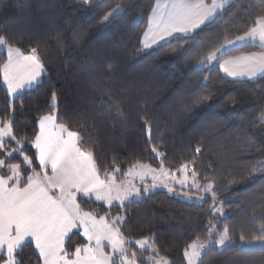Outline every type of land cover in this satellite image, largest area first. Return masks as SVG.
Masks as SVG:
<instances>
[{
  "label": "trees",
  "instance_id": "16d2710c",
  "mask_svg": "<svg viewBox=\"0 0 264 264\" xmlns=\"http://www.w3.org/2000/svg\"><path fill=\"white\" fill-rule=\"evenodd\" d=\"M155 1L0 0V35L26 54L37 48L46 68L41 84L19 99L8 95L0 72V120L14 108V135L31 141L39 131L38 116L54 112L58 123L83 134L81 143L93 151L103 178L107 172L123 180L136 161L158 168L163 161L175 170L195 159L200 184L213 182L216 202L227 211L219 229L227 228L232 242L224 248L209 246L201 255L203 264H264V245L245 247L264 225V169L256 167L264 163V123L255 122L264 112V75L232 78L219 67L225 58L264 49L249 43L213 64L200 62L253 27L264 16V0H232L183 39L178 35L146 50L142 39ZM117 5L121 10L104 20ZM6 60L0 49V65ZM53 91L55 108L50 107ZM201 97L209 99L197 102ZM118 108L123 116L117 115ZM152 146L164 155L156 156ZM15 147L7 139L8 150ZM25 151L32 155L35 149L28 144ZM21 161L16 153L10 158ZM115 166L121 171L114 172ZM78 202L97 217L124 215L127 224L120 230L129 240L153 238L158 255L134 244L130 248L138 264H150L153 256L188 264L185 248L207 238L214 219L212 197L187 201L165 189L124 208L79 196ZM79 231L66 241L69 251L87 243ZM25 256L31 257L28 264H42L34 246L25 249Z\"/></svg>",
  "mask_w": 264,
  "mask_h": 264
},
{
  "label": "snow or ice",
  "instance_id": "6c2138e0",
  "mask_svg": "<svg viewBox=\"0 0 264 264\" xmlns=\"http://www.w3.org/2000/svg\"><path fill=\"white\" fill-rule=\"evenodd\" d=\"M227 3L228 0H211V4L206 3V0H164L163 3L156 0L149 30L142 41L143 48H150L176 34H181L179 38L183 39L210 22ZM119 8L117 5L114 11ZM110 15L111 12L103 19L107 20ZM253 24L236 41H258L264 47V16L258 17ZM236 41L229 40L227 44H235ZM0 46L7 50V60L0 65L3 83L7 86L8 95L19 99L25 88L33 89L41 84V77L46 72L45 65L35 47L26 54L21 48L13 47L4 35H0ZM224 47L215 48L200 62L218 61V54ZM219 67L230 77L254 78L258 72L264 73V53L227 60L220 63ZM110 70L109 65L106 71ZM207 99L209 97H201L197 102ZM56 100L57 94L53 91L51 108H55ZM23 110L24 105L21 103L20 111ZM117 115L123 116V110L118 108ZM14 119L13 108L6 118L0 120V264H28L31 257L26 258L25 249L32 246L42 264H137V252L130 251L133 244L140 250L150 249L158 255L159 250L154 246L151 236L135 241L124 236L120 230L122 225L127 224L124 215L112 217L109 223L105 216L97 218L92 212L83 211L78 196H94L95 200L104 201L110 208L114 201H118L119 207L124 208L126 201L134 202L150 189L156 188L157 180L169 192L174 191L167 183L171 180L181 187L211 193L212 214L223 213L221 207H216L213 182L208 181L202 186L198 179L199 173L191 167L195 159L181 163L175 170L165 168L163 161L158 169L136 161L125 175L139 177L143 181L148 174H152V184L144 185L142 189L135 187L131 181L127 185L117 184L115 175L111 173L105 172L104 179L101 178L93 151L81 143L83 134L70 130L64 123H58L54 112L38 116L36 122L39 132L31 141L16 138L13 133ZM255 122L264 123V112L259 114ZM6 138L15 141L17 147L8 150ZM28 144L35 149L32 155L26 154ZM151 150L158 157L164 155L156 146H152ZM195 152L200 153L201 149L197 147ZM14 153L22 157L20 163L10 162ZM256 167L264 169V163ZM113 171L120 172L121 169L115 166ZM177 172L181 173L179 178ZM204 179L207 180V177ZM185 195L188 196L187 193ZM199 199L203 200L204 197ZM73 230L79 231L88 243L69 251L66 241L76 234ZM211 230L209 228V232ZM240 239L244 240L245 237L241 235ZM229 240L228 229L225 228L215 243L224 246ZM253 240L264 243V225H261L260 235ZM105 241L111 252L104 251ZM205 248L206 245L199 242V238L187 245L184 256L188 264H196L197 261L203 264L201 253ZM141 264L144 262L141 261ZM150 264H169V261L165 257L157 259L153 256L150 257Z\"/></svg>",
  "mask_w": 264,
  "mask_h": 264
},
{
  "label": "rangeland",
  "instance_id": "374dc122",
  "mask_svg": "<svg viewBox=\"0 0 264 264\" xmlns=\"http://www.w3.org/2000/svg\"><path fill=\"white\" fill-rule=\"evenodd\" d=\"M117 8V7H116ZM115 8V9H116ZM121 10V7L119 8V10L118 11H114V10H112L111 11V13H112V15L114 14V13H117V12H119ZM111 16V15H110ZM110 16H108V17H110ZM170 40V39H169ZM165 42V41H164ZM161 44V43H160ZM159 45V44H158ZM158 45H156V46H158ZM155 46V47H156ZM155 47H150V48H145L146 50H150V49H152V48H155ZM160 151V150H159ZM161 152V151H160ZM146 165H148V164H146ZM152 168H154V169H158V167H153V166H151ZM191 167H193V166H191ZM176 175H177V178H179L180 176H181V173H176ZM125 180H126V182L124 183L125 185H127L128 184V182L129 181H131V183H133L135 180H139V185H137V187H139V188H143V186L144 185H151L152 184V174H148L145 178H144V180L143 181H141V179L139 178V177H133V176H125ZM157 187L156 188H154V189H150V191L147 193V194H144V195H142L141 197H139V198H136V200H139V199H141L143 196H146V195H148V194H150V193H152L153 191H155V190H157V189H165V190H167V188H165V187H163L162 185H161V183H160V180H157ZM167 183L169 184V186L170 187H172L173 189H174V191H172L171 193H173V194H175V195H178L179 197H181V198H183V199H185V200H187V201H196V202H199V203H201V202H203V200L204 199H206V198H209V197H212L211 196V193H204V192H202V191H198V190H196V189H194V188H191V187H181V185L180 184H178V183H174V182H172L171 180H168L167 181ZM203 186V185H202ZM184 189V190H183ZM168 191V190H167ZM185 193H187L188 194V196H186L185 195ZM201 196H203L204 197V199L203 200H201V199H199V197H201ZM188 197H191V198H188ZM216 207H221L222 209H223V213L221 214V213H219V212H217V213H215L213 216H214V219L213 220H211L210 222H209V224H208V236H207V238H205V239H202V240H199V242H202V243H204L205 245H206V248L202 251V253L209 247V246H211V245H213V244H216L215 243V241L219 238V235L224 231V230H221V229H219V226H220V220L222 219V218H224L226 215H227V211H226V209L224 208V206H223V204L221 203V202H216ZM209 228H211L212 230H211V232H209ZM209 241H211V243L209 244ZM232 244V242L229 240V241H226V243H225V245L224 246H220V245H218V244H216L219 248H224V247H226V246H228V245H231ZM264 245V243H261V242H259V241H253V242H251V243H246L245 244V247H247V248H256V247H260V246H263ZM202 253H201V255H202ZM187 259V258H186ZM187 263H188V261H187ZM199 263V261H197L196 262V264H198Z\"/></svg>",
  "mask_w": 264,
  "mask_h": 264
},
{
  "label": "crops",
  "instance_id": "0c3cea01",
  "mask_svg": "<svg viewBox=\"0 0 264 264\" xmlns=\"http://www.w3.org/2000/svg\"><path fill=\"white\" fill-rule=\"evenodd\" d=\"M232 0H228V3L227 4H229L230 2H231ZM161 2L163 3L164 2V0H161ZM155 3H156V1H155ZM206 3H208V4H211V0H206ZM227 4H225V6L227 5ZM224 6V7H225ZM220 11H222V9L221 10H219L215 15H214V17L220 12ZM151 14H152V12H151ZM151 14H150V17H151ZM150 17H149V22H148V28H147V30H146V32H148V30H149V27H150ZM213 17V18H214ZM212 18V19H213ZM206 23H208V22H206ZM205 23V24H206ZM203 25H201V27H202ZM145 32V33H146ZM194 32V31H193ZM151 35V34H150ZM178 35H181V34H176L175 36H178ZM242 35H244V34H242ZM242 35H240V36H242ZM175 36H173V37H170V38H168L167 40H165V41H168L169 39H172V38H174ZM144 37H145V34H144V36H143V39H144ZM143 39H142V41H143ZM231 41H236V38H234V39H232ZM162 42H164V41H160L158 44H160V43H162ZM249 43H257L258 45H259V43H258V41L257 42H251V41H236V43L235 44H231V45H229V44H225V47L222 49V52L220 53V54H218L219 55V57H221V56H223L224 54H226V53H228L229 51H231V50H233V49H235V48H238V47H241V46H243V45H246V44H249ZM158 44H154V45H152L151 47H155L156 45H158ZM263 49H264V47H262ZM0 49L1 50H4V51H6V53H7V50H6V47H3V46H0ZM148 49V48H147ZM253 53H255V54H257V55H259V54H261V53H264V51H261V52H253ZM253 53H247V54H240V55H237V56H234V57H229V58H225V59H223V60H221L220 61V63H223L224 61H227V60H233L234 58H237V57H243V56H248V55H250V54H253ZM216 61H209V63H215ZM219 63V64H220ZM225 73V72H224ZM45 74V73H44ZM44 74L42 75V77L44 76ZM226 74V73H225ZM227 75V74H226ZM261 75H264V73H261V72H258L257 73V75H256V77H254V78H250V77H248V76H241V77H232V78H242V79H255V78H257V77H259V76H261ZM228 76V75H227ZM42 77H41V80H42ZM230 77V76H229ZM3 85L5 86V88L7 89V86L3 83ZM26 90H29L28 88H25L22 92H24V91H26ZM11 97V96H10ZM12 98H14V97H12ZM38 128H39V125H38ZM39 132V131H38ZM6 139H10V138H6ZM51 173L49 172V175H50ZM101 178L102 179H104L102 176H101ZM126 182V180H125V178L123 179V180H117L116 179V183L117 184H124ZM139 180H135L132 184L133 185H135V187H137V185H139ZM86 198H88V199H92V200H95V197L93 196V197H91V198H89V197H86ZM97 201V200H96ZM98 202H100V203H103V204H105L106 206H109L107 203H105L104 201H98ZM128 201H126L125 203H127ZM114 205H119V202L118 201H114L113 202V206ZM83 211H85V210H83ZM85 212H88V211H85ZM97 218H99V217H97ZM106 220H108V219H106ZM108 222L109 223H111V220H108ZM74 232L75 231H77V230H73ZM80 231H82V229L80 230ZM85 238V237H84ZM86 239V238H85ZM86 241H87V239H86ZM87 243H88V241H87ZM104 244H105V248H104V251L105 252H111V248L107 245V241H105V242H103ZM137 247V246H136ZM137 249L138 250H140L138 247H137ZM145 250H147V249H145ZM145 250H140V251H145ZM157 259H159V258H157ZM138 264V263H137Z\"/></svg>",
  "mask_w": 264,
  "mask_h": 264
}]
</instances>
